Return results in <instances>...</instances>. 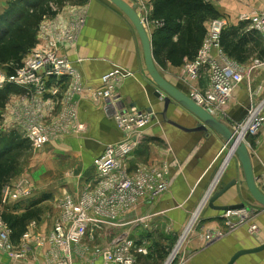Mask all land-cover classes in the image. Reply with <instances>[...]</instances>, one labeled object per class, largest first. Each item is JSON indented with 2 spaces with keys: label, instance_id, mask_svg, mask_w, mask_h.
<instances>
[{
  "label": "rangeland",
  "instance_id": "obj_1",
  "mask_svg": "<svg viewBox=\"0 0 264 264\" xmlns=\"http://www.w3.org/2000/svg\"><path fill=\"white\" fill-rule=\"evenodd\" d=\"M16 1L18 0H9L8 6ZM87 1L88 0H86V2ZM204 1L211 5L212 9L215 11V18L209 19L206 22V35L209 30H211L212 22L223 21L226 23L224 30H222L219 35V49L216 51V57L218 58H216L215 55L209 54L208 59L215 60L217 63L218 61L223 63L222 58L224 57L228 60L230 67L232 66V68L234 67L239 72H242V80L234 87V89L231 88L227 99L225 98L222 103L218 102L220 104L219 107L216 104L211 106V104L208 103V96L212 91L211 87L213 85V79L211 80L210 64H208L210 62H207L206 65L200 64V66L196 69V73H194V71H190V68L188 69L190 73L184 71L186 74L185 82L190 86V90L188 92L190 95L193 94L194 96L201 98L204 104L211 108V111L214 112L216 117L226 122L228 117L227 114L230 108L235 106V90L242 82H244L245 86H248L251 83L253 84L255 79H258L259 75L264 76V35L255 30L257 25H255L254 21L249 20L245 22V18L242 17L244 15L248 16V14H245L246 12L253 16L263 14L264 0ZM139 2L140 3H136L138 13L143 19L148 31L151 32L154 27H156L154 23H151L148 20L152 7L151 1L139 0ZM72 5L74 6L70 8H66L65 6V8H62L63 6H59L58 8L54 7L53 10L56 14L52 17L45 18L37 26L38 28L34 32L33 45L29 47L23 46L22 54L20 55L21 57H18L19 59L14 58L0 62V81H4L0 86V93H3L6 88V90H8L6 94L5 106L0 109V138H7L6 136L10 133H15L18 140L24 142V145H22L24 149L19 152L12 153L13 155L18 154L19 164L14 171V177L2 186L0 214L5 213L7 215L21 216L27 211L34 212L39 210V218L32 219L27 224L33 228L36 225L41 224L43 220H46L49 223H54L52 228L53 231L59 224L62 229V235H64L63 240L68 236L69 228H67V224H69L68 222L71 223L72 215L71 213L65 214L62 209V203H65L67 200H71V210H74L75 207L80 205L82 197L85 196L87 197V201L84 203V206L86 207L87 203L89 205L93 201L100 199L97 194L100 192V187L102 186L99 176L95 174L96 166H94V162L97 156L94 157L92 153L89 154L92 150H89L86 141L88 139L87 134L91 129L87 124L80 120L81 118L79 116L80 112L78 102L83 99H79V97H77L67 104L65 96H67V92L71 84L70 79H66L63 82L65 84L59 89L58 95L55 94V98L45 97L44 100L40 99L41 103L38 105L36 104L35 106H32L34 94L36 93L35 88L30 92H26V90L22 89V87L18 84H12L9 87H7L8 85L6 84L13 79L16 80L19 78L18 74L24 71L26 64L32 62L33 60H40L52 54H55V56L60 59L63 58L65 61L67 60V57L62 55V52L64 51L63 49L67 44L71 43L70 40H67V34L73 36L72 45H74V41H76L81 30V27L76 28V24L81 23L82 21L84 22L82 19L84 17L83 11L87 4L85 2L79 4L72 2ZM221 7H224L225 11H222L220 9ZM222 12L225 13L221 14ZM236 12H240V14L236 17L232 16L233 19L228 17V14L231 16L232 13L236 14ZM116 15L118 14L116 13ZM65 18L67 19L61 23L60 20H64ZM231 30H238V34L241 35V37L247 36L252 39L251 43L248 45V48L251 49L250 56L243 64L234 59L228 58L220 46L222 34ZM49 33H51V36H45V34ZM8 40H11V38H7V41ZM202 47L203 43L196 59L190 63L194 65L197 64L196 62L199 60ZM37 56L39 57L38 59ZM66 62V65H70L71 67L74 66L68 60ZM19 65H21V67H19ZM158 67L164 75L168 74L169 70L167 65ZM112 71H115L116 74L115 78L111 81L110 86H102L100 81L98 86L91 89V94L94 93V90L98 92L100 91L101 96L99 97L101 99L95 101L93 95L92 97L89 95L87 99H84V101L90 104V106L96 111H103L105 103H108L109 101H112L111 104H115L114 106L116 108L117 102L121 100L118 97L120 92L119 87L122 81L128 78V74L130 73H127L128 71L126 69L115 66L107 73ZM189 74L191 75V78ZM29 75H34V79L36 80L48 81L47 85L44 87L41 86V82L39 84V88H41L40 91L44 90L45 92H52L51 88L56 86L57 81H61V78L58 75L53 77L48 76L50 75V72L48 73V70L44 67L38 68L35 72L28 73L27 76ZM203 79H205L206 84L201 85ZM255 85H257V89H253L250 93V100H252L251 104L253 105L251 106V114H253V111L258 108H260V112H264V93L262 94L260 92L261 88L259 86L261 85L259 82H256ZM262 89L264 91V86ZM216 107L218 108L216 109ZM30 110H32L35 117V119H32L34 122L29 119L31 115ZM125 111L126 113H124ZM134 111L146 114L145 111H140L136 108H129L124 105L121 109L117 106L112 115L110 116L109 114L108 118L114 121L115 128L119 132L127 136V131L121 129L118 125L127 115L134 114ZM227 123L235 124L232 122ZM33 124H37L46 130L43 131V134L48 137L45 143L36 144L30 138V127ZM136 130L137 129L134 128L129 131V133L131 134ZM125 139L126 137L112 144L122 142V140ZM144 139V136L138 140L135 135H131L128 142H133L136 146L134 149L132 148L129 157L122 161V166H124L122 167V170L125 171L126 176L129 180H131V183L133 182L137 185L138 189H141L142 186H144V189L147 188V184L150 181L148 177L152 176V174L149 175L145 173V176H142V178H146V180H141L140 174L134 169L135 167L133 165L137 162V158L133 160V156H135V152L138 150L141 143L144 142ZM245 140L249 145L251 153L253 152L254 154V161L256 160V164L262 166L260 170L261 176L260 173H257L259 174L257 184L264 192V178L262 176V174H264V161L258 156V150L256 149L258 142L262 140V135L260 136V134H257L256 136H249L245 138ZM0 142V149L8 146L7 142ZM228 156L229 154L227 151L224 159H221L218 163L217 170H215L216 173L213 174L214 176L212 178L218 176V171L224 167L225 169L220 173L221 180L222 175H224L223 173L228 171V167L231 168L229 163L231 162L232 157L226 163ZM91 165L92 168L90 167ZM237 166L238 165L236 163V180L239 179V169ZM166 169H168V167L159 170L157 169L156 171L163 170L164 172ZM231 172L233 173V171ZM158 176L159 174L152 176V180H155V183H152L154 189L156 187H160L159 180L157 179ZM162 184H167V181L163 180ZM209 185L211 186L209 191H211L213 185ZM86 190L88 194H85ZM131 191L133 192V195H136L137 197L141 196V194L134 193L137 191L136 188L134 191ZM4 192L6 193V196L3 194ZM111 195H113V198ZM128 197L129 196H127L125 200ZM119 198L120 197L115 191H108L105 196L103 195L102 213L103 222L106 224L103 223V226L100 227L92 225L96 223L89 218L88 220L92 223L87 225L85 230L86 233L81 237L79 242L71 244L69 250L62 249L61 247L59 248L55 242L56 247L53 248L55 250L54 256L53 252L51 253L52 258H55L53 264H60L58 261H62V259L65 261V258L68 257V252L72 256V263L74 260L78 259L82 261L83 259L86 260L87 264H94L98 260H96L93 256L95 254L101 255L99 252H103V255L109 253L112 249L111 244H113L117 238H122L121 242L128 246L124 255L133 261L132 264H182L185 257L184 249L188 245L200 243L202 240L206 241L207 237H209V242H212L213 237L210 236V233L214 234V236H216L215 238H221L227 233H231V229H236L240 226H249V229L253 232L251 234H253V236L256 235L258 238L257 240L262 242L264 241V228L261 227L263 225L259 222V220L255 219L258 217L257 214H259V210L261 209H259V207H254L253 204L249 202H240L245 205V209L241 213L232 212L237 216V218L233 219L231 222L225 219V217L221 220H208L204 214L198 213L196 216L195 212L193 216L188 218V221L186 222V225H184L181 233L174 235L171 232L163 233L160 231L158 225L154 226L146 221L149 220L151 216L141 213V209L145 203L144 200L139 202L135 201L136 203L138 202L137 205L131 208L130 204L120 203L122 201L118 200ZM154 199L149 197V202H154ZM86 209L89 211L88 214L93 216V213L91 212L92 208L90 209L89 206L86 207ZM241 214L243 216H241ZM0 220L2 221L1 217ZM202 228L205 230H202ZM28 229L31 228H25L24 233L18 240L12 241L10 239L9 250H0V253H5L9 258H13V260H17L18 262L29 258L26 245L32 235L29 234L30 232ZM52 233L53 232L51 231L48 237L46 236L49 240L52 239ZM41 237L43 238L44 236ZM174 252L177 253L173 256ZM52 258L50 257V259ZM124 262L125 261H123L122 264ZM127 262L131 263L129 261Z\"/></svg>",
  "mask_w": 264,
  "mask_h": 264
},
{
  "label": "crops",
  "instance_id": "obj_2",
  "mask_svg": "<svg viewBox=\"0 0 264 264\" xmlns=\"http://www.w3.org/2000/svg\"><path fill=\"white\" fill-rule=\"evenodd\" d=\"M8 2L9 0H0V16L8 9ZM72 2L78 4L85 2L87 4L83 11L84 23L76 41H74L75 44L72 45V42L67 44L62 55L74 65L73 68L79 74L80 85L86 91V96L83 95V100L78 102V107L80 120L91 129L86 140L89 150H92L89 154L92 153L94 157H98L108 145L124 138V135L115 128L114 121L108 118L117 106L119 109L125 105L145 112L151 110V122L142 131V135L145 137L144 142L141 143L135 152V156H133V160L137 158V162L132 164L141 178L145 176V173L152 174V176L159 174L157 177L159 183L166 180L167 189L154 199V202L148 201L143 205L141 213L151 216L146 221L154 226L158 225L163 233L171 232L175 235L181 233L188 218L193 216L195 212L196 216L198 212L204 214L208 220L223 219V214L226 212L209 209L206 205V199L210 194L211 186L209 184L213 185L214 182L216 184L218 178L216 189L220 187L221 183L236 180L235 167L237 162L235 159L232 158L229 163L231 168L228 167V171L223 173L221 180L222 168L218 171V176L212 178L213 174L216 173L218 163L224 159L227 153L223 142L212 132L190 133L172 125L175 124L187 130L194 129L198 125L195 118L177 104L169 106L166 113L168 122L163 119L164 104L153 95L155 88L145 70L141 45L136 31L133 30L127 19L106 0H88L87 2L86 0H71L61 6H63L62 8L73 7ZM132 3L140 2L133 0ZM220 9L225 11L224 7ZM239 14L240 12L232 13L231 16L228 14V17L233 19L232 16L236 17ZM245 14L251 15L247 12ZM66 19L60 20V22L62 23ZM210 54L216 57V52L213 51ZM187 64L191 63L187 62L178 68L167 65L169 71L167 75H164L167 80L185 93L190 90L189 84L185 82L186 74L184 71H186L185 66ZM114 66L126 69L127 73H130L119 87L118 97L121 100L117 102L116 108L115 104H111L112 101H110L105 103L103 111H96L84 99L90 95V89L99 85L101 76L106 75ZM262 78L264 76L259 75L258 79H255V82L248 86L242 82L235 90V106L230 108L226 123H238L245 120L247 112L253 106L250 93L253 89H257L256 82L261 85L259 86L260 92L264 93L262 89L264 79ZM204 84H206L205 79L201 85ZM259 134L262 135V140L258 142L256 149L258 156L264 161V126ZM254 165L257 172L260 173L262 166L257 165L256 160ZM90 167L92 168V165ZM166 167L168 169L164 172L163 170L156 171ZM152 176L150 177L152 178ZM262 176L264 178V174ZM240 180L241 174L239 173L237 181L240 182ZM3 194L6 196L5 192ZM242 201L247 202L249 199L245 186L238 184L221 197L215 205H233ZM253 206L257 207L256 205ZM257 215L258 217L255 219L259 220L263 225L261 227L264 228V211L259 210ZM53 224V222L49 223L46 220L33 228L26 224L25 228L30 227L31 229L28 230L29 234L32 235L26 245L29 258L18 262L9 258L5 253H0V264H53L55 258H52L51 253L53 252L54 256V244L47 238L51 231L53 232ZM202 230L205 229L202 228ZM250 231L249 226H240L231 229V233H227L221 238H215L216 236L210 233V236L213 237L212 242H209V237H207L206 241L201 239L200 243L190 244L184 249L185 257L182 264H227L234 253L252 249L264 243V241L257 240V236H253L251 234L253 232ZM72 264L87 263L86 260L77 259ZM234 264H264V252L244 256Z\"/></svg>",
  "mask_w": 264,
  "mask_h": 264
},
{
  "label": "built area",
  "instance_id": "obj_3",
  "mask_svg": "<svg viewBox=\"0 0 264 264\" xmlns=\"http://www.w3.org/2000/svg\"><path fill=\"white\" fill-rule=\"evenodd\" d=\"M242 17L245 18L244 20L245 22L249 20L254 21L255 25H257V28L255 30L258 32H261L262 35H264V30H263L264 13L258 16L257 15L255 16L244 15ZM83 23H84L83 21L81 23H77L76 28H80L83 25ZM225 26H226V23L223 21L212 22L211 30H209L208 34L206 35V38L204 39L202 51H200L201 54H200L199 60L198 62H196L197 64L194 65L191 63L185 66L186 71L188 73H190V71H194V73H196V69L200 66V64L206 65L207 62H210L208 64H210L211 80L213 79V85L211 87L212 91L209 93V96H208V103L211 104V106L216 104L218 105V107L220 105L218 102L222 103L223 100H225V98L227 99L229 97L231 88L234 89V87L238 85L242 80L241 79L242 72H239L234 67L232 68V66L230 67V64H228V60H226L224 57L222 58L223 63L221 64H219V61L217 63L215 60L208 59L209 58L208 55L211 52L213 51L216 52L217 49H219V38H220L219 35L222 32V30H224ZM250 30L255 31L253 29H250ZM46 35L51 36V33L45 34V36ZM67 35H68L67 40H70L72 42L73 36H70V34H67ZM38 58L39 57L37 56V59ZM66 61L63 58L61 59L58 58L57 56H55V54H52L40 60H36V61L33 60L32 62L27 63L25 70L18 74L19 78H17L16 80L14 79L11 80L6 85L10 86L12 84H18L20 87H22V89H25L26 92L28 91L30 92L31 90L35 88L36 93L34 94V101L32 103V106H35L36 104L38 105L41 103L40 99L44 100L45 97L55 98L56 97L55 94L58 95L59 89L62 86H64L65 83L63 82L66 79H70L71 84L67 92L68 94L67 96H65L66 102L68 104L76 97H79L80 99L83 97V95L86 96L85 95L86 91L80 85L78 72L76 71L75 68L71 67L70 65H66L67 64ZM40 67L42 68L44 67L46 70H48V73L50 72V75L48 76L53 77L55 75H58L61 78L60 79L61 81H57L56 86L51 88L52 92H48V91L45 92L44 90L40 91L41 89L39 88L40 82H41V86L44 87L48 83L47 80H36L34 79V75L27 76L28 73L35 72ZM189 68L191 69L190 71L188 70ZM115 74L116 72L112 71V72L106 73V75L104 74L103 76H101L100 81H101L102 86H110L111 81L115 78ZM189 76L191 78L190 74ZM20 80H22L23 83H20ZM3 82L4 81H0V86ZM93 92H94L93 94L90 93V97H92L93 95V98L95 101L100 100L101 98L99 96H101V92L100 91L98 92L95 90ZM224 92H226L227 94L223 95L225 94ZM190 96L196 99L198 103H200L201 105L206 106L208 110L210 111V113L216 117L214 112L211 111V108H209V106L204 104L201 98L194 96L193 94H191ZM218 107H216V109ZM251 111H252V108L247 113V117L245 118L246 120H243L235 124H229L233 128L235 133L236 132L239 133V127H241V124L245 122H249L248 131L247 132L245 131L243 135L244 138H247L249 136H256L257 134H259L262 126L264 125V114H263L264 112L258 111L255 114L254 113L251 114L252 113ZM30 113L31 115L29 119H31L32 121V119H35V117L33 115L32 110H30ZM124 113H126V111ZM249 114H251L250 117H249ZM151 119H152L151 114L147 112L146 114H141V112H135L132 115H127L125 119L119 123L118 126L121 129L127 131V136L124 135V138L126 137V139L122 140V142L108 145L107 148H105L104 152L101 153L94 162V166H96L95 174L99 176L102 186L100 187V192L97 194L100 199L93 201L89 205L87 203L86 205V207L90 206V209L92 208L91 212L93 213V216L88 214L89 211L84 206V203L87 201L86 200L87 197L85 196L82 197L80 205L75 207L74 210H71L72 208L71 200H67L65 203H62V209L64 210L65 214L71 213L72 219H71V223L68 222L69 224H67V228H69L68 236L65 237L64 240H63L64 235H62L61 226L58 224L55 227V230L52 233L53 235L51 239L52 244H54V247H56L55 246L56 245L55 242H56L59 248L61 247L62 249L69 250L71 244H76V242H79L81 237L86 233L85 230L87 228V225H89V223H92L88 220L89 218L92 219L96 223L92 225H96L100 227V226H103V223L106 224L105 222H103V213H102L103 212V195L105 196L108 191H111V192L115 191L117 195L120 197L118 200L122 201L120 203L130 204L131 208L135 207L139 201L144 200V202L147 203L148 201H150L149 197L154 199L160 196V194H163L165 192V190L167 189V184H162L161 182L159 184L160 187L159 188L156 187L154 189L152 183H155L154 182L155 180L154 179L152 180L151 177H148L150 181L147 184V188L144 189L143 188L144 186H142L141 189H138L137 185L133 182L131 183V180H129V178H127L126 176L125 171L122 170V167H124L122 166V161L126 159L127 157H129L132 148L134 149L136 146L135 143L130 142V141L128 142V139L130 138L131 135H135L137 139L140 140V138L143 136L142 135L143 129L148 125V123L151 122ZM134 128H136L137 130L130 134L129 131L133 130ZM43 131H46L43 127H40L37 124L35 125L33 124L30 127L29 136L36 144L45 143L48 137L47 135L43 134ZM250 132H252L253 135H251ZM141 180H146V178L145 179L141 178ZM216 187L212 189L210 194H212L216 190ZM135 188L137 191H135L134 193L141 194L142 197L141 196L137 197L136 195H133V192L131 190L134 191ZM85 194H88L87 190L85 191ZM127 196L129 197L125 200ZM130 196H131V200H130ZM111 197L113 198V195H111ZM93 198H90V199H93ZM135 201H138V202L136 203ZM242 211H238V212L241 213ZM228 213H230L231 215L234 214L232 212H228ZM230 214H227L226 212V215L229 216ZM105 219H108V218H105ZM10 235L11 233L6 226V223L0 220V250L2 251L9 250ZM121 240L122 238H117V240H115L113 244H111L112 249L111 251H109V253H106L103 255L102 254L103 252H99L101 253V255L95 254L93 257L96 260H98L97 262H99L100 264H103V263L104 264H122L123 261H125L123 264H132L133 261L131 259H128V257L124 255L125 250L128 246H126L125 243L121 242ZM175 254L176 253L174 252L173 256ZM67 256L68 257L65 258V261L62 259V261H58V262H60V264H72L71 262L72 256L69 254V252ZM127 261L131 263H128Z\"/></svg>",
  "mask_w": 264,
  "mask_h": 264
},
{
  "label": "trees",
  "instance_id": "obj_4",
  "mask_svg": "<svg viewBox=\"0 0 264 264\" xmlns=\"http://www.w3.org/2000/svg\"><path fill=\"white\" fill-rule=\"evenodd\" d=\"M69 1L71 0H18L11 4L0 16V62L21 57L22 47L33 45L34 32L39 23L56 14L54 7L58 8ZM151 1L148 20L156 26L150 32L156 64L178 68L194 61L206 38V22L215 18L212 6L204 0ZM9 37L11 40L7 41ZM251 41L250 37H241L238 30H231L222 34L220 46L228 58L243 64L250 56L251 49L248 45ZM6 89L0 93V109L5 106ZM6 137L0 138V141L7 142L8 145L0 149V197L3 184L14 177L19 164L18 154L12 153L24 149V142L18 140L15 133ZM39 214L40 211L36 210L27 211L21 216L4 213L0 217L11 233L10 239L16 241L24 233L26 224L39 218Z\"/></svg>",
  "mask_w": 264,
  "mask_h": 264
},
{
  "label": "water",
  "instance_id": "obj_5",
  "mask_svg": "<svg viewBox=\"0 0 264 264\" xmlns=\"http://www.w3.org/2000/svg\"><path fill=\"white\" fill-rule=\"evenodd\" d=\"M109 2L117 11H119L130 23L133 30L136 31L139 43L142 49L143 62L146 73L150 77V81L154 86L153 95L156 99L161 100L164 104L162 113L163 119L167 121L166 113L172 104H177L187 113L195 118L197 126L194 129H184L175 124V127L185 132H203L214 133L224 144L228 152L231 151L230 157L235 159L239 167V173L241 174V180L238 182L233 179L231 181L221 183L208 198L206 205L209 209L219 212H238L245 209L243 203L233 205L216 206L218 200L223 197L230 189H233L238 184L245 186L249 203L256 205L264 211V192L258 187L257 178L258 172L254 165V157L250 151L249 145L245 138L238 141L236 133L233 128L225 121L213 116L208 108L198 103L196 99L185 93L180 88L172 84L167 80L159 69L158 65L154 61L152 39L150 31L145 26V23L138 13L136 4H133V0H106ZM151 110L147 113L151 114ZM264 252V243L248 250H240L234 253L227 264H234L240 258L244 256L255 255Z\"/></svg>",
  "mask_w": 264,
  "mask_h": 264
},
{
  "label": "bare ground",
  "instance_id": "obj_6",
  "mask_svg": "<svg viewBox=\"0 0 264 264\" xmlns=\"http://www.w3.org/2000/svg\"><path fill=\"white\" fill-rule=\"evenodd\" d=\"M20 83H23L22 82V80H20ZM25 87V86H24ZM225 94H223V93H221V94H223V95H226L227 93L226 92H224ZM251 110V109H250ZM258 111H260V108H258L257 110H254V114L256 113V112H258ZM249 112V111H248ZM247 112V113H248ZM264 114V113H263ZM250 116H251V114H249ZM248 127H249V122H245V123H242L241 124V127H239V133H237L236 132V137H237V139H238V141H240V140H242V139H244V137H243V135H244V133H245V131L247 132L248 131ZM263 127V126H262ZM262 129V128H261ZM251 133V135H253V133L252 132H250ZM230 153H231V151L230 152H228V154H229V156H228V158H227V161H226V163L231 159V157H230ZM224 170V167H222V171ZM216 181V180H215ZM218 181H219V179L217 180V182H216V184L218 183ZM214 184H215V182H214ZM214 184H213V186H212V189L214 188V187H216V186H214ZM215 184V185H216ZM212 189H211V191H212ZM210 191V192H211ZM211 195V194H210ZM210 195L208 196V198L210 197ZM207 198V199H208ZM207 199H206V201H207ZM199 213V212H198ZM227 214H230V213H228L227 212ZM241 216H243L242 214H241ZM245 216H247V215H245ZM224 217H226V219H228V221L229 222H231L233 219H235V218H237V216L235 215V214H230L229 216L228 215H224ZM251 232V231H250Z\"/></svg>",
  "mask_w": 264,
  "mask_h": 264
}]
</instances>
